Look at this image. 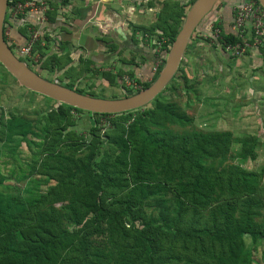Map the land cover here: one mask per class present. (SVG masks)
<instances>
[{"label":"trees","instance_id":"1","mask_svg":"<svg viewBox=\"0 0 264 264\" xmlns=\"http://www.w3.org/2000/svg\"><path fill=\"white\" fill-rule=\"evenodd\" d=\"M185 16L179 7L157 23L169 46ZM215 28L223 50L240 40ZM45 48L38 41V64L23 59L84 93L78 83L92 69ZM259 50L264 55V45ZM0 65V83L17 82ZM161 70L151 82L135 78L142 88L127 95ZM179 71L151 103L121 113H91L34 91L43 105L6 109L0 264H264V164L247 166L259 156V137L199 127L186 103L164 96L169 86L198 94L186 74L170 85ZM84 113L93 123L79 131Z\"/></svg>","mask_w":264,"mask_h":264},{"label":"crops","instance_id":"2","mask_svg":"<svg viewBox=\"0 0 264 264\" xmlns=\"http://www.w3.org/2000/svg\"><path fill=\"white\" fill-rule=\"evenodd\" d=\"M48 1L51 9L46 14L47 21L41 24L35 12L29 14L27 19L29 23L38 24L43 29L40 40L42 45H46L48 54H70L72 64L83 60V65L92 69L84 74L88 87H95V80L90 79L95 75L102 77V84L109 85L111 82L104 75L105 72L112 73L120 83L124 82L120 77L132 78L129 72L134 73V80L151 82L155 75L153 65L158 57H165L166 47L170 43V37L156 26L157 23L168 18V13L179 7L187 14L192 5V0ZM229 1H234L230 10L225 3L227 0L217 2L214 10L201 23L200 37H209L217 25L227 33L232 32L235 8L245 0ZM143 33H147L149 38H141ZM25 35L24 30L18 28L12 30L8 38L16 47L25 43ZM153 40L164 42L163 50L159 51ZM220 47L222 49V45ZM251 51L255 64L264 66V55L259 47ZM260 93V107L264 108V90L261 89ZM242 109L246 108L242 106ZM241 112L238 121L250 127L253 122L248 120H252L253 116L247 114L251 112Z\"/></svg>","mask_w":264,"mask_h":264},{"label":"rangeland","instance_id":"3","mask_svg":"<svg viewBox=\"0 0 264 264\" xmlns=\"http://www.w3.org/2000/svg\"><path fill=\"white\" fill-rule=\"evenodd\" d=\"M232 2L229 0L225 2L228 4V10L231 9ZM201 25L198 27L199 35L189 44L183 57L178 78L170 84L173 86L175 83L176 85L181 83L182 80L179 77L186 74L190 84H193L194 89L198 90V94L192 90L187 92L183 88L177 90L169 86L166 88L164 96L177 100L183 105L186 103V113L194 116L196 124L203 129H231L236 135H242L247 131L258 135L259 156L255 160L248 161L247 166L261 169L264 164V108L260 107L262 102L259 103L261 98L259 92L261 89L264 90V86H262L264 85V66L255 64L253 51H248L242 57H234L222 50L214 33L211 35L212 38H207L208 41H205V36L200 37L202 36ZM37 68L38 65L35 66V69ZM2 70L0 65V73ZM42 75L50 80L58 81L55 72L46 70L42 71ZM101 78L96 75L90 77L95 80V87H88L85 77L78 85L84 90V93L102 98H121L128 94L127 91L130 89L127 90L121 77V83L115 79V82L109 85L102 84ZM9 80L6 88L0 89V110L1 106H18L25 109L43 105L46 100L43 96L34 95L32 90L21 85L18 81ZM262 95L264 96V93ZM50 104H54V102L52 101ZM242 106L246 109H242ZM241 111L251 112V114H247V116H253L252 120H248L253 122L250 127L238 121ZM92 123L93 117L84 113L79 116L76 129L86 131Z\"/></svg>","mask_w":264,"mask_h":264},{"label":"water","instance_id":"4","mask_svg":"<svg viewBox=\"0 0 264 264\" xmlns=\"http://www.w3.org/2000/svg\"><path fill=\"white\" fill-rule=\"evenodd\" d=\"M219 0H195L189 8L182 26L173 41L165 64L146 89L121 98H102L79 92L56 80H50L31 67L5 37V20L9 0H0V63L26 88L76 108L91 113H121L144 107L151 103L177 74L190 40L200 24L215 8ZM264 7V0H258Z\"/></svg>","mask_w":264,"mask_h":264},{"label":"built area","instance_id":"5","mask_svg":"<svg viewBox=\"0 0 264 264\" xmlns=\"http://www.w3.org/2000/svg\"><path fill=\"white\" fill-rule=\"evenodd\" d=\"M6 17L11 20L25 21L28 29V38L22 45L15 47L16 52L23 58H27L32 63L38 64L41 58L40 52L36 49L38 41L41 39L43 29L38 24L29 23L27 16L31 13H38L40 23L47 21V12L51 9L48 0H9ZM7 19V18H6ZM220 29H214L215 39L219 37ZM11 31L8 28L5 32L6 39L9 44H13L8 36ZM230 33L236 34L240 40L235 43H227L225 50L234 57H242L248 51L256 49L264 45V7L255 0H245L242 4L235 8L233 30ZM212 35V34H211ZM141 38H149L147 33H143ZM160 50H163V43L160 40L154 41ZM172 45V44H171ZM168 51L165 52V57L157 58L153 65V72L157 73L163 68ZM124 83L128 89L137 91L142 88L138 81L129 76L123 77Z\"/></svg>","mask_w":264,"mask_h":264},{"label":"flooded vegetation","instance_id":"6","mask_svg":"<svg viewBox=\"0 0 264 264\" xmlns=\"http://www.w3.org/2000/svg\"><path fill=\"white\" fill-rule=\"evenodd\" d=\"M7 19L5 20V27H6V30L8 28H10V31L12 32V30L14 29H22L24 30L25 32V36L26 38H28V29H27V25H26V22L25 21H20V20H11L9 17H6ZM6 37V36H5ZM22 45V44H21ZM4 84L1 82L0 83V89H3V88H6L7 84H5V86H3ZM1 102V101H0ZM1 104V103H0ZM9 107L11 106H8V107H4V106H1V110H0V118L4 116V113L6 111V109H8ZM0 128L2 129L3 127L1 126V122H0Z\"/></svg>","mask_w":264,"mask_h":264}]
</instances>
